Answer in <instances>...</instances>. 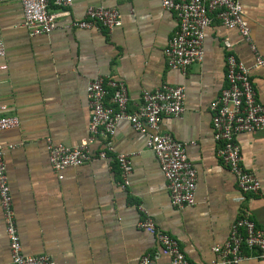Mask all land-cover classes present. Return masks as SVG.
I'll use <instances>...</instances> for the list:
<instances>
[{"label":"crops","instance_id":"0c3cea01","mask_svg":"<svg viewBox=\"0 0 264 264\" xmlns=\"http://www.w3.org/2000/svg\"><path fill=\"white\" fill-rule=\"evenodd\" d=\"M89 7L116 9L121 25L110 32L56 29L31 37L23 26L22 6H0V42L5 48L0 58V107L5 109L0 115L19 120L17 128L0 132V145L23 254L47 255L56 264H137L144 255L153 264H169L155 236L136 227L144 217L139 208L194 264L214 259L212 247L227 239L231 224L244 211L264 230V129L236 136L243 168L260 183L257 195L241 201L234 177L216 157L209 109L226 85V57L233 55L247 66L253 63L248 43L214 19L204 32L202 62L182 74L166 65L163 50L177 22L160 0H72L68 14L58 20H82ZM242 9L251 42L264 59V0H242ZM49 10L58 12L53 0ZM263 75L258 70L251 79L264 106ZM99 76L125 84L129 111L140 104L143 90L162 84L184 88L183 112L163 116L160 131L186 145L196 170L192 207L171 205L153 152L126 121L116 124L111 143L115 154L130 155L127 188H121L112 158L67 168L61 180L50 168L46 139L65 146L86 139L90 110L85 90ZM104 143L100 134L91 152L96 154ZM0 264H11L1 210Z\"/></svg>","mask_w":264,"mask_h":264},{"label":"built area","instance_id":"2783aa9c","mask_svg":"<svg viewBox=\"0 0 264 264\" xmlns=\"http://www.w3.org/2000/svg\"><path fill=\"white\" fill-rule=\"evenodd\" d=\"M50 1L0 0V6L19 3L23 10V26L31 37L48 35L56 29L100 28L110 32L122 23L121 15L116 9L105 7H89L82 20L60 23L58 17L68 14L67 9L72 5V0H53L58 12L49 10ZM160 3L164 10L175 14L177 22L174 34L163 50L169 69L184 74L190 65L202 62L204 32L214 19L224 28L237 31L254 54V61L248 66L233 55L226 57L225 88L209 107L213 139L218 143L216 157L234 177L239 199L247 201L249 196L259 193L260 183L252 173L243 168L236 136L264 129V106L257 100L251 79L255 71L262 70L264 73V59L251 42L250 27L243 16L242 0H160ZM224 46L229 48L230 44L225 42ZM4 56L5 48L0 42V58ZM85 94L90 110L86 139L77 146L55 144L49 138L46 139L48 162L58 179L63 178L62 173L67 168L112 158L120 171L121 188H127L132 172L130 155L115 154L111 143L116 124L126 121L144 137L146 147L153 152L164 176L171 205L177 209L192 207L195 204L196 170L187 157L186 145L160 131V119L163 116L177 117L183 112L184 88L162 84L153 91L143 90L140 104L134 111H129L130 98L125 84L108 76H99L89 81ZM18 125L17 117L0 115V132L15 129ZM100 134L105 138V143L101 150L93 154L90 146ZM13 148L14 146H8V149ZM139 209L144 217L136 227L155 236L159 246L169 257V264H194L186 259L178 242L170 235L158 231L147 213L142 208ZM0 210L11 264H56L47 255L30 256L22 252L4 162V147L1 145ZM211 250L214 259L207 264L264 261V230L256 225L248 211H244L231 224L227 239ZM137 264H153V261L149 255H144Z\"/></svg>","mask_w":264,"mask_h":264}]
</instances>
